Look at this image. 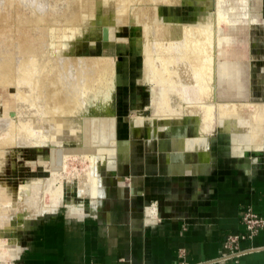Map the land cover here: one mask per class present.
I'll use <instances>...</instances> for the list:
<instances>
[{
    "label": "bare ground",
    "instance_id": "1",
    "mask_svg": "<svg viewBox=\"0 0 264 264\" xmlns=\"http://www.w3.org/2000/svg\"><path fill=\"white\" fill-rule=\"evenodd\" d=\"M133 1L128 8V0H86L80 8L81 21L74 22V27L71 23L67 32L66 28L60 29V34L70 39L62 45L58 44L59 39L48 41L47 60L46 55L38 58L43 59L41 63L35 55L23 59L20 70L13 71L11 77L7 75L8 68L1 70L7 80L0 75V85H12L16 90L8 94L2 105L0 131L6 129V122L10 125L6 136L0 139V146L8 138L11 143L25 146H48L50 151L40 161L49 166V176L21 183L11 192L0 183V225L14 217L15 228L9 226L10 230H21L19 240L10 235L8 243L0 241V257L15 258L23 248L21 238L32 233L40 219L55 215L60 206L65 205L71 211L91 208L97 198L108 193V180L112 181L111 177L98 174L100 166L107 173L116 174L115 165L119 164L116 167L122 170L121 164L126 161L131 136L123 139L116 136L118 77L113 59L106 55L63 56L71 50L72 40L83 36L85 30H91L89 35L92 34L93 26L105 24L108 28L130 22V27L139 34L138 46L143 55L139 79L151 84L148 94L151 110H137L129 118L131 135L147 129L154 131V136L173 128L181 131L184 124L181 120L189 116L192 133L174 135L170 140V153L178 160L202 156L204 152L195 148L204 146L207 139L204 132L217 124L225 131L237 133L243 148L256 151L264 147V104L249 107L245 102L218 101L215 93L217 24L246 20L249 0H206V6L201 4L205 13L192 16L189 24L178 18L163 21L156 14L158 4L178 5L182 0ZM198 4L193 0L184 9L192 11ZM209 6L214 8L212 13H208ZM95 47L93 42L91 50ZM195 67L199 68V74L188 78L184 71H193ZM172 95L177 98L175 104L170 102ZM68 143L71 146H65ZM70 158L88 163L81 170L66 171ZM65 188L76 189L81 201L76 203L65 197Z\"/></svg>",
    "mask_w": 264,
    "mask_h": 264
},
{
    "label": "crops",
    "instance_id": "2",
    "mask_svg": "<svg viewBox=\"0 0 264 264\" xmlns=\"http://www.w3.org/2000/svg\"><path fill=\"white\" fill-rule=\"evenodd\" d=\"M249 2L258 20L251 21L248 10L243 21L251 22L243 25L245 31L256 30L250 45L256 49L253 54L263 56V65L251 80L261 86L264 95V0ZM231 43L225 40L221 46L226 80L246 81V65L233 56L229 61L226 51L235 43L243 49L246 42ZM239 64L241 74L236 73ZM247 92L246 87L235 86L230 93L227 89V97L244 99L225 102H245L249 107L264 104L260 98L248 100ZM226 133L229 136L225 141L220 137L218 149L211 146L208 136L203 147L195 148L204 154L183 161L165 149L169 137L161 135V143L159 135L145 137V142L164 150L149 158L150 163L143 162L140 151L123 163L131 166L130 188L125 183L129 194L116 199L109 189L87 210L66 211V218L40 219L23 249L22 264H264V227L251 239L241 240L245 252L223 257L225 235L244 232L241 216L245 207L264 216V147L256 151L243 148L237 133Z\"/></svg>",
    "mask_w": 264,
    "mask_h": 264
},
{
    "label": "rangeland",
    "instance_id": "3",
    "mask_svg": "<svg viewBox=\"0 0 264 264\" xmlns=\"http://www.w3.org/2000/svg\"><path fill=\"white\" fill-rule=\"evenodd\" d=\"M77 1L78 0H0V75L2 77L6 76L5 79L7 80V75L8 77H11L13 71H19L23 59L28 60V58L31 56L35 55L37 61L39 62L43 60L38 58H41L43 57V55H46L48 53V41L50 39H53V41L54 39H59L57 40L59 42V45H62L64 40H69V37H64L62 36V33L60 34V29L62 30L66 28L65 31L67 32V29L69 28V25H71V23V26H73L74 22L81 21L82 10H80V8L82 9L86 0H83L82 2H79L81 0H79L78 2ZM191 1L193 0H182L178 5L158 4L156 7V14L159 15L163 21L170 22L175 18H178L182 23L189 24L192 21L191 19L193 18L191 15L185 13L186 10L184 9V6L190 4ZM196 2H199L200 5L198 4L197 7L192 10V13H195L194 16L198 13H205L203 11V8H205L203 5L206 6V0H196ZM132 3H134L133 0H128L126 6L130 8V5H132ZM139 3H141V0ZM77 4L79 7L77 6ZM72 5H75L77 7ZM70 9L72 13L70 12ZM213 9V7L209 6L207 9L208 13H212L214 11ZM248 10H250L251 14L250 20L256 22L258 20V17L255 14L256 12L253 2H249ZM25 15L28 19L25 17ZM72 15L73 20L75 21L72 20ZM19 18L21 20H19ZM251 21H239L230 25L220 23L217 24V40L215 47V93L216 99L218 101H240L239 99H244L241 97H237L238 100H236L235 97H227L225 95L227 89L230 93L235 86H238V88L246 87V89H250V94L247 92L248 100H254L256 98L264 100V95L262 92L263 90L261 86L257 82L251 80L252 74H256L259 67H262L261 65H263L262 63H260L263 56L261 54H253L256 49H252L250 45V43L255 39L257 35L256 30L248 29V31H245V27L243 25ZM127 23H121L119 26L110 25L108 28H105V24H98L96 26H93V35H89V32H91V30H85L83 36L72 40L73 45L71 50L68 53H64L63 56L106 55L113 59V69L118 77L117 84L115 86L116 98L114 113L117 120L116 136L119 139L131 136V140H129L127 144L129 145V147L125 162L128 161L130 155L134 156L137 151H140L142 157L144 158L143 162L150 163L148 159L154 158L161 154L160 150L163 148L161 146L156 147L157 145L154 142H145V137L153 136V133L155 134V132L151 129H147L146 132H144L143 130L141 133L138 132L133 135L129 133V118L131 116H135L137 110H139V112L143 110H151V108H149L148 100V94L151 84L147 81H144L143 79H139L140 73H142L143 71V55L140 47L138 46L139 40L137 38L139 34L137 35V33L134 32L135 29L130 27L132 23ZM119 39L124 42L118 41ZM219 39L222 42L217 47ZM225 40H232L231 45L236 41L246 42V45L244 43L245 47L243 49L238 48L237 43L226 49L229 61L233 56V58H241V61H243V66L246 65V81L226 80V67L224 65L226 64L225 49L221 48V46L224 45L223 41ZM92 41L96 45L93 50H91V44L93 43ZM239 44L242 45V43ZM49 55L53 56V54L51 55V53H49ZM48 58V55H46L44 57V60H47ZM71 67H74L73 63L71 64ZM241 67V64L236 67L237 74L242 73L240 72ZM4 68H8L7 71L9 73L7 75L2 73L1 71ZM199 72L200 71L198 67H195L193 71H184L185 75L188 78L195 77L197 74H199ZM239 77H241V75H239ZM13 82L15 83V81ZM15 90V87L12 85H10V87L8 85H0V118L2 117L1 115L3 112V103L8 98V94L10 95L15 93ZM176 101V96L172 95L170 101L171 104H175ZM190 120L192 119H190L189 116H185L181 120L184 121V124L180 126L181 131H176L175 128H173L168 132H161L162 135H167L168 137L170 136V139L167 137L169 145L166 144L165 149H169L170 152L172 151L170 140L174 135H189L192 133ZM4 125L6 126V129L2 128V131H0V139L4 135L6 136V134L4 133L5 131H8L7 127L10 124L6 122V124ZM186 125H188V127ZM204 133L206 138L210 136V138L212 139L211 146L214 149H218V147H220V137L222 141H225L226 136H229L228 133H226V131L220 125L218 126V124L213 126V128L209 129L208 131H205ZM161 134H159L158 137L160 143L163 140L162 138H160ZM7 139L8 138H5V141H3L6 145L1 144L0 146V183L3 186H6L9 192L17 189L18 185L21 183H27L37 178H44L49 176V166L40 162L41 160L47 158L50 151L48 146H25L21 144L11 143ZM134 144L136 147L133 149ZM65 146L71 145H69L68 143ZM138 148L139 150H137ZM206 152H208V156L211 155L209 147ZM85 161L80 162V160H74L72 158L68 159L66 171L83 169L84 166H86L88 163L87 161ZM116 165L113 171L115 173L117 172L116 174L107 173L108 171L103 165L100 166L98 174L106 178L111 177L112 181L109 182L108 180V184L112 192L114 191L113 195L117 199L120 198L122 194L124 196H127L129 194V185L132 183H129L131 182L129 181L131 175V166H129L128 163H126V165L121 164V167L123 168L122 170H119ZM136 177H138V182L140 184H143L141 183L142 175H138ZM125 183H127L129 188L125 185ZM75 191L76 189L69 190L65 188L64 196L67 198H72L77 203L81 201V198L78 196L77 191ZM66 211L70 213L71 209L65 205H62L58 208L56 214L53 215V217L66 218ZM49 217L51 216L43 217L42 219H46ZM13 218H9V222L6 221L4 222V224L1 223L0 225V241L2 243H8L10 235L15 236V239L19 240L21 230H10V228L12 227L15 228L16 220L15 218ZM31 234L32 233L21 238L22 240H20V243L21 245H23V248L21 251H18V254L15 258L5 259L3 256H1L0 264H22V255L24 252L23 249L30 243Z\"/></svg>",
    "mask_w": 264,
    "mask_h": 264
},
{
    "label": "built area",
    "instance_id": "4",
    "mask_svg": "<svg viewBox=\"0 0 264 264\" xmlns=\"http://www.w3.org/2000/svg\"><path fill=\"white\" fill-rule=\"evenodd\" d=\"M241 222L244 226V232L228 233L224 237L223 247L226 249V253L223 257L225 258L238 257L246 251V249H241L240 247L241 240L251 239L264 227V216L256 213L250 206H247L242 213Z\"/></svg>",
    "mask_w": 264,
    "mask_h": 264
},
{
    "label": "flooded vegetation",
    "instance_id": "5",
    "mask_svg": "<svg viewBox=\"0 0 264 264\" xmlns=\"http://www.w3.org/2000/svg\"><path fill=\"white\" fill-rule=\"evenodd\" d=\"M185 13L191 15V16H194L195 13H192V11H185Z\"/></svg>",
    "mask_w": 264,
    "mask_h": 264
},
{
    "label": "water",
    "instance_id": "6",
    "mask_svg": "<svg viewBox=\"0 0 264 264\" xmlns=\"http://www.w3.org/2000/svg\"><path fill=\"white\" fill-rule=\"evenodd\" d=\"M174 155V154H173ZM174 157V156H173Z\"/></svg>",
    "mask_w": 264,
    "mask_h": 264
}]
</instances>
